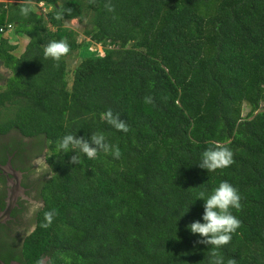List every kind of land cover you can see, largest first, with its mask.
Wrapping results in <instances>:
<instances>
[{"label":"trees","instance_id":"16d2710c","mask_svg":"<svg viewBox=\"0 0 264 264\" xmlns=\"http://www.w3.org/2000/svg\"><path fill=\"white\" fill-rule=\"evenodd\" d=\"M74 19L81 37L65 29ZM11 31L28 37L18 55ZM52 40L69 45L59 61L43 54ZM0 66V137H35L49 171L17 261L207 264L211 246L187 226L202 221L196 194L227 180L241 223L222 254L264 264V0H0ZM109 109L128 132L106 123ZM95 132L119 159L79 154L75 164L57 147ZM214 144L233 163L208 173L198 163Z\"/></svg>","mask_w":264,"mask_h":264},{"label":"clouds","instance_id":"9594fccd","mask_svg":"<svg viewBox=\"0 0 264 264\" xmlns=\"http://www.w3.org/2000/svg\"><path fill=\"white\" fill-rule=\"evenodd\" d=\"M41 3V2H39ZM38 3V4H39ZM30 12L28 7H22L20 13L27 16ZM69 45L64 40H52L43 50L45 58L59 61L60 58L68 53ZM102 118L114 129L122 132H128L129 128L125 120L117 113L114 114L111 109L107 110ZM58 149L65 153L73 152L72 162L79 163L78 155L84 154L89 160L95 159L99 152L110 154L116 159L121 156L118 145L110 143L103 132L91 133L90 141L77 136L76 133L65 134L57 143ZM233 163V152L226 145H210L201 154L199 166L209 172L217 169H223ZM37 172L47 171L48 165L43 159L36 161ZM204 201V211L202 221L196 220L187 227L193 234H199L204 239L200 242L211 246L208 254L207 264H236L234 259H226L222 254L223 246L227 245L232 235L240 227V220L233 214V209L239 210L241 207V194L239 190L227 180L221 181L211 192L200 191L195 199ZM193 201V202H194ZM192 202V203H193ZM191 204V203H190ZM40 205L33 203L29 208V214L38 211ZM187 211V209L185 210ZM184 211V212H185ZM55 212L50 210L45 212L43 227H47L53 221Z\"/></svg>","mask_w":264,"mask_h":264},{"label":"flooded vegetation","instance_id":"af4514ba","mask_svg":"<svg viewBox=\"0 0 264 264\" xmlns=\"http://www.w3.org/2000/svg\"><path fill=\"white\" fill-rule=\"evenodd\" d=\"M12 133L15 135L8 139L5 136L0 137V158L7 156L3 165L10 161L12 168L20 171L22 176L20 178L21 192L16 200V206L9 213V217L0 224V260L5 264H10L14 261L19 262L13 256L20 252L24 237L35 228L29 221V216L33 215L29 214V208L33 203H38L40 207L42 206V201L38 197L37 180H45L49 177L48 169L47 171L39 172L40 174L37 173L38 176L35 174L36 161L38 159L45 161V149L41 148L37 139L35 137L20 139L15 132ZM2 139L7 140H3L5 141L3 142L1 141ZM9 150H12V152ZM7 172L12 171L7 169ZM0 176L2 177V182L0 183V193L2 194L0 210L2 211L6 205L5 201L9 189L7 177L11 182H15V179L11 173L5 175L4 172L0 171ZM22 206L26 208L27 212H20ZM16 210H19V212H14ZM6 254H8L7 257L5 256Z\"/></svg>","mask_w":264,"mask_h":264},{"label":"water","instance_id":"95a60500","mask_svg":"<svg viewBox=\"0 0 264 264\" xmlns=\"http://www.w3.org/2000/svg\"><path fill=\"white\" fill-rule=\"evenodd\" d=\"M7 169H10L12 177L15 179V182H11L10 179L7 177V184L9 186V189L7 191V197H6V205L4 209L0 210V224L5 221L9 217V213L12 211V209L16 206V200L20 193L14 192L15 190L19 189L21 192V186H20V178L22 176V173L18 170H14L11 166L10 161H8L6 164L0 163V171L4 172L5 175H8ZM22 195V194H21ZM47 258H43L41 261V264H47ZM0 264H5L0 260ZM10 264H21L19 262H12Z\"/></svg>","mask_w":264,"mask_h":264},{"label":"rangeland","instance_id":"374dc122","mask_svg":"<svg viewBox=\"0 0 264 264\" xmlns=\"http://www.w3.org/2000/svg\"><path fill=\"white\" fill-rule=\"evenodd\" d=\"M3 1H7V0H3ZM65 29H74L75 31H77V33L79 34L80 37L82 36L81 31H82L83 27H82L81 24H79L77 22L76 19L67 21L65 23ZM64 33H65L64 31H58V35L59 36H62ZM7 35L11 39V42L13 44H17V46L19 47L18 50H17V55L20 54L24 50V47H25L26 43L28 42V37H26L25 35H23L21 33H15L14 31L13 32L12 31L11 32H8ZM80 37H78L77 39H80ZM78 54H79V51H78ZM74 57L77 58V54H75ZM66 61H67L68 69H71L72 70L74 68V66L76 65V62L75 63H72L71 62V59H69L68 57L66 58ZM0 73H3V75H4L3 77L4 78L9 76V71L7 69L3 68L2 66H0ZM247 111H248V108L244 107L243 114H246ZM13 135H15V134L14 133H11L6 138L8 139L9 137H11ZM7 139H4V140H7ZM37 173H39V172H37L36 169H35L36 176H38ZM15 191L18 194L20 193V191L18 189L15 190Z\"/></svg>","mask_w":264,"mask_h":264},{"label":"built area","instance_id":"2783aa9c","mask_svg":"<svg viewBox=\"0 0 264 264\" xmlns=\"http://www.w3.org/2000/svg\"><path fill=\"white\" fill-rule=\"evenodd\" d=\"M38 5H42V3H39Z\"/></svg>","mask_w":264,"mask_h":264},{"label":"bare ground","instance_id":"6f19581e","mask_svg":"<svg viewBox=\"0 0 264 264\" xmlns=\"http://www.w3.org/2000/svg\"><path fill=\"white\" fill-rule=\"evenodd\" d=\"M36 8V7H35ZM101 48V47H100ZM101 55V54H100ZM19 190V189H18ZM15 192V191H14Z\"/></svg>","mask_w":264,"mask_h":264},{"label":"crops","instance_id":"0c3cea01","mask_svg":"<svg viewBox=\"0 0 264 264\" xmlns=\"http://www.w3.org/2000/svg\"><path fill=\"white\" fill-rule=\"evenodd\" d=\"M9 40L11 41V39L9 38Z\"/></svg>","mask_w":264,"mask_h":264}]
</instances>
